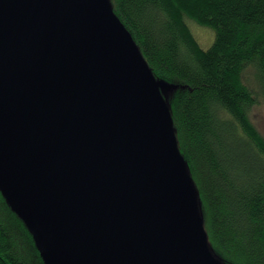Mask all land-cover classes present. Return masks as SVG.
Here are the masks:
<instances>
[{"label": "water", "instance_id": "95a60500", "mask_svg": "<svg viewBox=\"0 0 264 264\" xmlns=\"http://www.w3.org/2000/svg\"><path fill=\"white\" fill-rule=\"evenodd\" d=\"M101 1L0 0V182L63 264H213L171 113L129 32L99 4L67 38Z\"/></svg>", "mask_w": 264, "mask_h": 264}, {"label": "trees", "instance_id": "16d2710c", "mask_svg": "<svg viewBox=\"0 0 264 264\" xmlns=\"http://www.w3.org/2000/svg\"><path fill=\"white\" fill-rule=\"evenodd\" d=\"M112 1L171 113L212 263L264 264V134L251 116L264 98V0ZM191 20L214 30L207 49ZM12 198L0 182V264H44Z\"/></svg>", "mask_w": 264, "mask_h": 264}, {"label": "rangeland", "instance_id": "374dc122", "mask_svg": "<svg viewBox=\"0 0 264 264\" xmlns=\"http://www.w3.org/2000/svg\"><path fill=\"white\" fill-rule=\"evenodd\" d=\"M105 6L106 10L113 12V1L112 0H102L99 3H91L80 15L78 20L75 22V24L70 28V30L67 33V38L71 39L72 37L78 35L79 33L85 31L87 28H89L91 25L95 23V21L99 17V12L97 10L98 5ZM115 19L118 21V23H121L123 27L126 29L123 22L120 20L119 17L115 16ZM190 27L192 28L194 34L198 38L201 46L204 49H207L214 41L215 38V32L213 29L205 26H201L197 24L194 21H190ZM132 40V39H131ZM248 80L250 83L255 85L254 79L252 77H249ZM251 116L254 124L259 129V131L264 134V98L260 97V102L254 105V107L251 110ZM183 162L181 161L180 164ZM182 171H184L185 167L181 165ZM12 202H14V205L16 209L20 212L21 215H23L25 218L28 219L24 209L22 208L21 204L16 198H12ZM36 241L38 248L41 251L42 257L44 259V264H63L61 259L58 257V255L53 251V249L50 247L46 239L43 237V235L36 230Z\"/></svg>", "mask_w": 264, "mask_h": 264}, {"label": "flooded vegetation", "instance_id": "af4514ba", "mask_svg": "<svg viewBox=\"0 0 264 264\" xmlns=\"http://www.w3.org/2000/svg\"><path fill=\"white\" fill-rule=\"evenodd\" d=\"M103 12V11H102Z\"/></svg>", "mask_w": 264, "mask_h": 264}]
</instances>
